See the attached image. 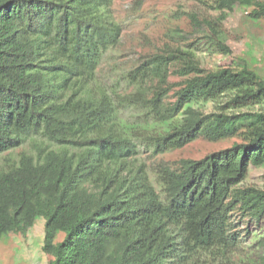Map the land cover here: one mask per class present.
Returning <instances> with one entry per match:
<instances>
[{
  "label": "trees",
  "instance_id": "1",
  "mask_svg": "<svg viewBox=\"0 0 264 264\" xmlns=\"http://www.w3.org/2000/svg\"><path fill=\"white\" fill-rule=\"evenodd\" d=\"M115 1L0 0V154L27 142L36 151L0 169V237L26 234L43 216L47 264H264V184H244L264 167V75L246 62L199 72L165 109L169 65L182 53L167 44L130 71L137 87L152 75L160 83L145 117L123 120L116 136L106 130L112 117L135 102L99 87L100 104L89 106L75 90L118 44ZM201 2L216 19L186 14L225 54L231 12L264 18V0ZM74 125L101 130L74 139ZM232 137L240 140L199 159L140 156ZM236 212L260 229L251 246Z\"/></svg>",
  "mask_w": 264,
  "mask_h": 264
},
{
  "label": "rangeland",
  "instance_id": "2",
  "mask_svg": "<svg viewBox=\"0 0 264 264\" xmlns=\"http://www.w3.org/2000/svg\"><path fill=\"white\" fill-rule=\"evenodd\" d=\"M115 8L118 19L123 23L122 33L117 37L118 44L104 54L95 71V77L83 75L76 78L75 90L89 106L100 104L101 99L97 93L99 87L113 91L115 99L121 101V98L128 96L127 101L135 102H123L118 112L122 114L112 117L106 130L112 131L116 136L123 134L121 124L126 120L139 119V115L145 117L146 98L153 95L160 83V78L152 75L137 87V81L129 78L130 71L143 55L158 52L167 44L180 47L182 53L169 65L170 91L165 98V109L177 100V94L183 84L199 72L224 66L238 67L246 62L264 75V18L253 16L251 8H237L228 15L222 25L223 33L220 37L232 48L230 54H225L210 44L209 38L206 37L207 30L202 24L195 25L186 14L193 12L199 20L216 19L219 12L210 9L201 0H116ZM191 67L196 70L191 71ZM100 130L74 125L71 128V137L88 138ZM239 140L238 137L219 141L199 138L183 148L160 154L156 158L149 153H142L140 156L145 161L168 163H174L181 158L199 159ZM22 151L36 152L33 144L27 142L23 146L1 153L0 169L17 160ZM244 184H264V167H251ZM233 220L237 229L244 234L246 246H251L252 237L260 230L259 227L239 212L234 213ZM44 224L45 218L40 216L26 234H3L0 237V264H47L49 256L42 248ZM63 236V233L59 234L58 240Z\"/></svg>",
  "mask_w": 264,
  "mask_h": 264
}]
</instances>
